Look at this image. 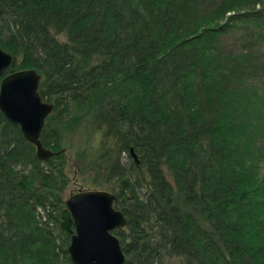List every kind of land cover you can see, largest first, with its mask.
<instances>
[{
  "label": "trees",
  "instance_id": "1",
  "mask_svg": "<svg viewBox=\"0 0 264 264\" xmlns=\"http://www.w3.org/2000/svg\"><path fill=\"white\" fill-rule=\"evenodd\" d=\"M0 47L53 105L44 146L101 133L123 264H264V0H0ZM24 139L0 111V264H73L68 155Z\"/></svg>",
  "mask_w": 264,
  "mask_h": 264
},
{
  "label": "water",
  "instance_id": "2",
  "mask_svg": "<svg viewBox=\"0 0 264 264\" xmlns=\"http://www.w3.org/2000/svg\"><path fill=\"white\" fill-rule=\"evenodd\" d=\"M10 53L0 48V111L19 125L24 138L36 146V156L47 159L54 153L39 140L44 119L52 105L37 93L38 75L26 68L4 74L12 64ZM132 151V150H131ZM116 196L103 189L71 193L62 211L61 229L70 235L68 252L73 264H122L120 241L111 231L125 225L122 211L114 207Z\"/></svg>",
  "mask_w": 264,
  "mask_h": 264
},
{
  "label": "rangeland",
  "instance_id": "3",
  "mask_svg": "<svg viewBox=\"0 0 264 264\" xmlns=\"http://www.w3.org/2000/svg\"><path fill=\"white\" fill-rule=\"evenodd\" d=\"M85 117L88 119L87 123L83 120ZM85 117L79 120L84 121L82 124L80 123L79 125V121L71 123L65 127L67 128L66 130L62 129L60 131L62 135L60 149L52 150L45 146L54 154H60L61 151H65V154L68 155L67 159H69V165L66 170L68 182L63 192L65 201L72 192L78 189H103L111 191L109 186L105 184L107 183L105 181L107 175L106 170L104 169L103 171L101 167L103 161L98 160V157L101 158L97 147L98 144H101L99 141L101 133H98L91 127L87 128L85 124L91 123L88 116ZM95 150H97V152H95ZM124 155L125 154L122 156L121 162L125 165L127 160ZM105 162H108V160L105 159ZM139 195H142L141 192H139Z\"/></svg>",
  "mask_w": 264,
  "mask_h": 264
},
{
  "label": "bare ground",
  "instance_id": "4",
  "mask_svg": "<svg viewBox=\"0 0 264 264\" xmlns=\"http://www.w3.org/2000/svg\"><path fill=\"white\" fill-rule=\"evenodd\" d=\"M25 140V139H24ZM63 205V204H62ZM61 215V214H60ZM124 228V227H123ZM120 230V229H119ZM64 234V233H63ZM66 235V234H65ZM69 235H67V237H68ZM70 237V236H69ZM122 243V242H121ZM123 245V244H122ZM69 255V254H68ZM125 262V261H124Z\"/></svg>",
  "mask_w": 264,
  "mask_h": 264
}]
</instances>
